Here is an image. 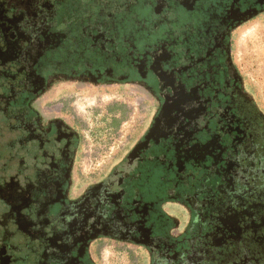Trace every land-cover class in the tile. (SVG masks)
Here are the masks:
<instances>
[{"label":"flooded vegetation","instance_id":"obj_1","mask_svg":"<svg viewBox=\"0 0 264 264\" xmlns=\"http://www.w3.org/2000/svg\"><path fill=\"white\" fill-rule=\"evenodd\" d=\"M256 20L264 0H0V264H264ZM91 91L126 98L82 118Z\"/></svg>","mask_w":264,"mask_h":264},{"label":"rangeland","instance_id":"obj_2","mask_svg":"<svg viewBox=\"0 0 264 264\" xmlns=\"http://www.w3.org/2000/svg\"><path fill=\"white\" fill-rule=\"evenodd\" d=\"M236 53L238 64L244 71L248 82L254 86L258 102L264 107V21L256 20L253 24H249L237 32ZM120 96L121 98H126V95L120 94ZM120 96L112 92L100 95L93 91H91L89 95L79 94L77 97L81 98L78 99L79 106L76 110L80 116L84 118L87 111L93 113L95 110L105 108L108 104L111 105L113 100H117L115 97L120 98ZM92 118L93 116L91 119ZM126 119L128 120L127 124L124 122L125 120L121 122L119 126L121 130L116 133L113 142L108 141L104 143V141L99 138L97 139L94 136H89L88 140L90 144L97 146L100 149V152L99 154L96 153L95 156L83 158L81 163L86 171L101 168L100 164L102 162L110 161L112 159V155L116 153L118 143L123 139L120 135L128 134L130 131L129 124H133L131 122L132 119L129 117V112H127ZM159 176H161V172L156 171L150 178L152 188L156 189V193L158 194L165 188H163V184L161 185L162 182L159 180L162 176ZM158 183H160L159 188L157 187ZM175 210L177 211L178 209L175 208ZM19 262L22 263L21 260Z\"/></svg>","mask_w":264,"mask_h":264}]
</instances>
